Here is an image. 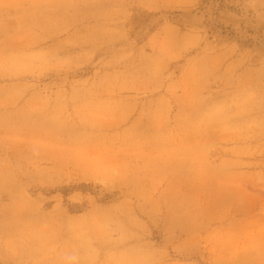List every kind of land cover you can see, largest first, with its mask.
I'll return each mask as SVG.
<instances>
[{
    "label": "rangeland",
    "instance_id": "374dc122",
    "mask_svg": "<svg viewBox=\"0 0 264 264\" xmlns=\"http://www.w3.org/2000/svg\"><path fill=\"white\" fill-rule=\"evenodd\" d=\"M0 264H264V0H0Z\"/></svg>",
    "mask_w": 264,
    "mask_h": 264
}]
</instances>
